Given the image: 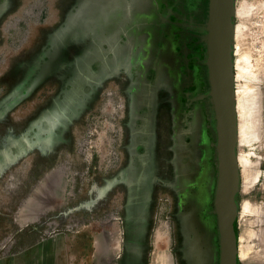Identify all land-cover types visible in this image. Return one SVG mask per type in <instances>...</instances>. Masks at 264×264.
I'll use <instances>...</instances> for the list:
<instances>
[{"label": "flooded vegetation", "instance_id": "obj_1", "mask_svg": "<svg viewBox=\"0 0 264 264\" xmlns=\"http://www.w3.org/2000/svg\"><path fill=\"white\" fill-rule=\"evenodd\" d=\"M22 1L0 0V21ZM211 1L69 0L60 8L56 0L57 12L66 10L65 27L80 6H105L108 28L119 34L105 38L73 29L57 46L56 34H36L20 45L0 34V51L6 44L19 52H0V68L8 63L3 78L20 76L6 90L0 82V167L21 164L35 149V175L41 166L68 169L58 157L74 146L93 104L115 88L122 94L120 151L104 166L93 160L82 188L97 214L114 212L115 195L121 194L122 264H145L148 214L165 183L176 197L173 220L189 235L190 264H224L215 207L218 120L209 94ZM93 12L87 21H99Z\"/></svg>", "mask_w": 264, "mask_h": 264}, {"label": "rangeland", "instance_id": "obj_2", "mask_svg": "<svg viewBox=\"0 0 264 264\" xmlns=\"http://www.w3.org/2000/svg\"><path fill=\"white\" fill-rule=\"evenodd\" d=\"M44 2L45 0H35L29 5L26 11L30 12L31 19L35 20L41 17L43 10L46 9ZM261 5H264V0H235V12L233 16L235 27L233 38V70L235 74V101L238 114L237 149L238 154L242 151L246 158L245 164H240L239 161L241 185L238 194L240 213L237 221L240 252L244 250L246 251V255L242 257L241 255L239 256L238 264H264V6ZM92 9L94 10L93 14L97 13L100 15L101 18L99 21H87L85 15L92 14ZM106 9L105 6L93 8L80 6L76 13L77 17L74 16L70 19L65 29L59 34H56L53 45L57 46L65 37L67 39L70 38L73 34H69V32H71L75 26L81 27V32L84 35L88 33L101 34L102 37L106 38L107 34H119L117 30L113 33V31L108 28ZM80 15L82 17H79ZM26 28L27 27L24 26V32H26ZM26 35L27 34H9L13 45H20ZM237 51L242 55L246 53L247 57L251 59L247 61V73L245 71L246 69L243 72L245 74H243L242 70L238 69L236 65L239 55ZM94 52L96 53L97 51L94 50ZM250 66L251 68L248 69ZM239 71L241 73H239ZM238 87H241L240 89L248 98L246 110L247 119L243 122L244 127L241 129L244 131L243 140L240 139L242 119L239 116L237 107ZM106 89H111V87H107ZM106 89H104V92ZM114 90H116L114 95L110 94V96H103L101 94L97 102L93 104L91 110L88 111V115H86L83 121V129L77 132L74 146L71 147V150L69 149L70 147H68L69 150L62 152L58 157V159L61 160L66 159L67 161L65 160V162L68 165V169H70L68 178L66 179V184L68 186L66 193L68 197L73 196V204L77 203V196L79 194H77L79 191L78 186H81L80 181L77 179L76 172L81 171V169L83 171L84 167H86L88 163L86 156H90L88 157L90 159L92 156L93 160H97V164L99 163L102 165L107 159L111 161L114 155L116 159L118 149L120 151L123 142L122 127L126 120L122 94L119 93V91L117 92V88ZM7 106H9V104H7ZM82 161H85V164L83 163L84 165H82ZM38 177L41 178L43 176L39 174L36 178L39 179ZM39 181L40 182L35 184V189L37 190L44 183L45 179L41 178ZM16 183V179L15 181L11 179V181L8 182V186H15ZM4 184L7 183L5 182ZM168 185L169 184L165 183L164 186L161 187L159 184L160 190L154 199L151 213L148 214L149 225L146 233L147 247L145 264H153L157 259L156 257H158V253L163 254L162 260L158 258L160 260L158 264H177L172 244L175 224L172 212L174 210L176 197ZM94 186H96L95 183ZM5 192L6 189L4 188V195ZM18 192L20 195L22 189L20 188ZM84 192H82V194L85 199L88 194ZM106 192L102 189L99 197L103 196ZM94 195H96V191ZM37 196L40 195L35 193L28 203L22 207V203L20 204V215L18 216L17 213L15 215L17 219L16 223L12 220V215L10 214H3L0 216L3 224L2 230H0V264H10L7 260L10 257L11 241L16 239L17 229L21 228V226L26 223L22 222L27 219V215L25 214L26 208L32 204ZM115 196V211H110L109 213H102V211H100L96 218L90 222L89 228L92 230L97 229V235H99V238L92 239L91 243L93 244L89 247L92 256H90L88 249H86L87 251L83 254H77L79 255L76 256L77 263L75 262L74 264H122V254L124 252L123 215L117 212L120 209L121 194L117 192ZM39 198L40 197H38V199ZM24 201L25 199L22 202L24 203ZM245 201L251 203L253 211L243 209V202ZM9 203L10 200L7 204L2 206L3 212H9ZM51 218L47 216V220L45 221ZM61 219H63L61 229L68 231L70 236H74H72L71 239L72 244H79L80 239L87 231L77 230L79 221L77 212H68V214L62 216ZM106 224H109L107 226L108 228H110V224H114L112 232L113 241L109 240V242H106V240L101 238L103 233L101 229L104 228ZM92 232L94 233L95 231ZM39 233L41 234L43 232ZM50 233L53 235L55 234L54 232ZM19 234L20 237L19 235L18 237L20 240L27 238L25 235L22 236L21 231H19ZM40 237L41 236L38 235V238ZM72 248L75 250L74 245H72ZM136 249L137 248H132V251L135 252ZM97 251L99 252L98 255Z\"/></svg>", "mask_w": 264, "mask_h": 264}, {"label": "crops", "instance_id": "obj_3", "mask_svg": "<svg viewBox=\"0 0 264 264\" xmlns=\"http://www.w3.org/2000/svg\"><path fill=\"white\" fill-rule=\"evenodd\" d=\"M33 1L35 0H24L22 2H19L18 4L15 3V5H13L12 8L9 11H7V13L1 18L0 34L6 36L5 41H7L8 37L10 39L11 36H9V34H27L25 39L23 40V43L25 42V44H27L29 43L28 40L30 38L36 37V34H59L61 31L65 29L66 22L64 15L66 10L60 9V13H58L57 10L55 9L56 0H45L44 5L46 9L43 10L41 17L35 20L31 19L29 14L30 12L26 11L29 5H31ZM59 1L60 4L58 5H60V8L69 6V0H64V1L59 0ZM24 26L27 27L26 32L23 31ZM80 29L81 27L75 26L74 34H81ZM1 51L2 53L6 52V55H10V54L16 55L19 53V52L13 53L11 49H8V46L6 44L1 48ZM6 64L0 68V82L3 83L1 84L3 90H6V88L8 89L13 87V85L17 81H19L20 78V76L19 78L12 76L6 79L3 78L4 75L3 71H7L8 69ZM6 94L7 93L3 94V96H5ZM36 152L37 151L33 149L30 155H28L27 158L19 165H12L14 163L13 162L6 166L0 167L1 168L0 169V216H2L3 214H10L12 215V220H14V222L16 223L17 220L15 218L16 213L19 216L21 207L26 203H28L35 193L38 192L40 193V194L38 193L40 195L39 200L36 202V204L33 205L32 209L29 210V212L27 213V219L22 221L23 223L24 222L26 223L23 226H21V228L17 229L16 232L17 237L16 239L11 241L10 244L11 252L7 262L9 261L10 264H74L77 260L76 256H79L77 254L78 253L83 254L85 251H87L86 249H88L90 256H92L91 250L89 251V247L93 244L91 243L92 239L99 238V235H97L98 230L97 229L92 230L91 228H89L91 220L96 218V216L98 215L96 212L97 207L93 208L94 204L91 196H87L84 199L82 194V188L86 186V184L88 183L87 182L88 178L83 177L85 175V174L83 175V173L87 169L88 165L90 164L92 165L93 157L91 156L90 159L88 158L90 156L87 155L86 159H88V163L86 167H84L83 171L81 169V171L77 172L81 176V179H78V175H77V179L80 181L81 184V186L80 185L78 186V190H81V192L78 191L79 194L78 192L77 194H78V200L81 199V202H77L76 204H73L72 202L74 199L73 196L68 197L66 193L68 187L66 184L67 183L66 179L68 178V172L70 171H68L67 167L64 165H59L56 168H53V170H50L52 166H47V167L41 166L39 174L43 176L41 178L45 179V181L38 188V190L35 189V184L40 182L39 180L41 179L39 177H38L39 179L36 178V176H38L39 174L35 175ZM106 162L102 164V166H104ZM81 163L82 165H84L85 161H82ZM11 179H14V181L16 179L17 183L15 186H8V182H10ZM5 182L7 184H4ZM4 188L6 189V192L8 194L5 192L4 195ZM20 188L22 189V193L19 195L18 191ZM107 188H109V186L103 188V191L106 192ZM24 199L25 201L23 203L22 201ZM98 199H100V197H97L95 202H97ZM9 200H10L8 207L9 212L5 213L2 211V206H4V204H7ZM248 204L251 205L250 202H248ZM238 205H239V199H238ZM72 211L77 212L79 218L77 230L87 231V233L84 234V236H82V238L80 239L79 244L77 243L72 244L71 239L73 235L70 236L68 234V231L61 229V226L63 224L62 223L63 219H61L62 216ZM239 213L240 210L238 207V214L234 223L236 236H237V254H236L237 264L240 256L239 235H238V227H237ZM51 215H55V216H51ZM47 216L49 218L52 217L51 219L53 220L49 219L48 221H45L47 220ZM108 225L109 224H106V226L101 229V231H103L101 238L103 240H106V242L107 241L109 242V240L113 241L112 232H113L114 224L112 225L110 224V228L107 227ZM2 227L3 224L0 218V230H2ZM19 231H21L22 236L25 235L27 236V238L24 240L22 239L20 240ZM92 231H95L96 233L95 232L93 233ZM173 231H174V236L172 238V244H173V251L176 256L177 264H190V239L188 238L189 235L186 232V228L181 225L179 227L175 222ZM39 232H43V233L40 234ZM50 232H54L55 234L53 235ZM38 235L41 237L38 238ZM72 245H74L75 250L72 248ZM98 253L99 252L97 251V255ZM156 258L157 259L153 264L160 263L158 257Z\"/></svg>", "mask_w": 264, "mask_h": 264}, {"label": "water", "instance_id": "obj_4", "mask_svg": "<svg viewBox=\"0 0 264 264\" xmlns=\"http://www.w3.org/2000/svg\"><path fill=\"white\" fill-rule=\"evenodd\" d=\"M208 64L219 135V179L215 195L224 264H237L235 220L241 176L238 159V114L235 101L233 38L235 0H212Z\"/></svg>", "mask_w": 264, "mask_h": 264}, {"label": "bare ground", "instance_id": "obj_5", "mask_svg": "<svg viewBox=\"0 0 264 264\" xmlns=\"http://www.w3.org/2000/svg\"><path fill=\"white\" fill-rule=\"evenodd\" d=\"M261 3H263V2H261ZM253 6V5H252ZM261 6H264V5H261ZM249 8V7H248ZM251 10V9H250ZM256 35V34H255ZM256 37V36H255ZM260 39V38H259ZM255 42V41H254ZM239 47V46H238ZM237 50H238V48H237ZM237 53L239 54L238 55V59H237V62H236V65H237V67H238V69H240V70H242V73L244 72V70L246 69V67H247V61H248V59H249V57H247V55H246V53H243L244 55H242V54H240L238 51H237ZM248 55H249V52H248ZM251 58V57H250ZM249 60H251V59H249ZM250 63H251V61H250ZM248 64H249V62H248ZM249 68H251V66L250 67H248V69ZM246 71V73H247V69L245 70ZM250 71H251V69H250ZM239 73H241L240 71H239ZM243 74H245V73H243ZM249 74V73H248ZM238 75V74H237ZM254 75V74H253ZM240 76V75H239ZM243 77V76H242ZM241 77V78H242ZM242 86V85H241ZM244 86V85H243ZM249 87V86H248ZM241 87H238V89H237V97H238V104H237V107H238V113H239V116H240V118L242 119V125H241V127H240V139L241 140H243V137H244V131H242L241 129L244 127V121H245V119H247V116H246V110H247V95H245V93H243V91L240 89ZM247 88V87H246ZM244 89V88H243ZM245 92V91H244ZM238 159H239V161H240V164L241 163H246V158H245V155H244V152H240V154H238ZM242 175H243V172H242ZM40 194V193H39ZM37 195H38V193H37ZM42 195V194H41ZM38 197H40V196H37V198H35L34 199V201L32 202V204L31 205H29L27 208H26V212H25V214L27 215V213H28V211L29 210H31L32 209V207H33V204H36L35 202H37L39 199H38ZM41 205V204H40ZM243 209H248L249 211H253V206L252 205H250V204H248V202L246 201V202H243ZM245 212V211H244ZM23 213V212H22ZM115 231V230H114ZM118 233V232H117ZM163 235V234H162ZM164 236V235H163ZM240 255H241V257L242 256H245L246 255V251H242V252H240ZM158 258H163V254H161V253H158Z\"/></svg>", "mask_w": 264, "mask_h": 264}]
</instances>
